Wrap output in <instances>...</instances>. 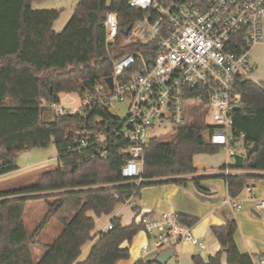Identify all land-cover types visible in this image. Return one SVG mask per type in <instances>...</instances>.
<instances>
[{
    "label": "trees",
    "instance_id": "1",
    "mask_svg": "<svg viewBox=\"0 0 264 264\" xmlns=\"http://www.w3.org/2000/svg\"><path fill=\"white\" fill-rule=\"evenodd\" d=\"M40 0H0V98H10V103H0V176L18 169L19 153L33 148L47 147L53 141L57 151V166L43 171L36 183L27 187L0 190V264H116L127 260L129 249L122 243L131 242L142 226L132 222L122 225L115 217L112 228L95 235L89 254L78 261L82 248L91 238L94 218L109 215L117 204L139 195L144 186L157 184V178L189 176L195 173L193 156L214 155L221 149L202 136L208 129L196 107L190 119L173 130L170 141L160 136L152 138L145 152L142 172L143 182L136 187L120 175L127 154L122 152L125 140L114 137L108 142L106 160L86 159L92 148L68 150L67 131L85 124L105 123L108 112L94 108L83 119L77 115L57 117L52 122L44 119L50 105L57 103L60 93H89L84 82L104 83L111 75L112 61L131 53L130 47H120V38L126 35L136 21L146 13L130 8L128 0H79L65 27L54 32L53 23L60 16L57 9H34ZM118 15V36L113 44H105V30L101 28L105 13ZM187 98L201 102L199 87L188 88ZM234 92L242 98L241 109L233 116L235 132L245 135L246 146L257 145L249 159L237 155L221 165L238 174L217 177L225 182L227 194L235 199L254 179L264 176V81L255 82L240 77L233 84ZM97 119L101 121L98 123ZM96 127V126H95ZM199 190V179H192ZM169 183L184 184V179ZM28 201H42L47 212L32 232L23 221ZM135 210V209H133ZM179 220L189 226L194 217L178 214ZM55 220L61 232L51 243L38 240L44 225ZM237 222L230 217L222 226H211L210 233L217 239L220 249L203 259L194 255V264H253L252 256L239 252L235 243ZM43 252L37 259L35 250ZM133 264H158L157 260L139 259Z\"/></svg>",
    "mask_w": 264,
    "mask_h": 264
},
{
    "label": "built area",
    "instance_id": "2",
    "mask_svg": "<svg viewBox=\"0 0 264 264\" xmlns=\"http://www.w3.org/2000/svg\"><path fill=\"white\" fill-rule=\"evenodd\" d=\"M127 4L146 15L120 38L119 46L130 47L132 52L112 61L111 87L106 79L97 81L88 94L71 98L65 93L69 101L63 103L59 97L50 105L56 118L77 115L86 119L95 107L110 115L103 124L68 130V150L92 148L86 159L106 160L108 142L114 137L124 139L122 152L127 158L120 175L138 187L143 182L140 174L149 141L159 136H149V131L158 128L172 133L190 119L196 107L208 126L205 141L220 147L230 160L244 155L249 148L245 135L233 128L242 98L234 92L233 84L237 77L253 80L250 54L263 39L264 0H128ZM105 14L101 28L105 44L110 45L119 33L118 15L112 11ZM195 87L200 88L201 102L186 99L188 88ZM10 102V98H0L4 105ZM118 105L124 107L122 117L111 111ZM206 118L211 119L210 124ZM218 173L228 176L241 171L225 167ZM243 189L255 199L251 186ZM134 199L127 198L123 204L135 209L136 223L158 253L180 242L204 248L193 235L192 225L181 222L178 214H143ZM224 202L233 210L240 208L236 198L228 196ZM258 205L264 207V201ZM111 228L109 223L102 233ZM148 248L145 244L142 251ZM253 264H264V257L253 258Z\"/></svg>",
    "mask_w": 264,
    "mask_h": 264
},
{
    "label": "crops",
    "instance_id": "3",
    "mask_svg": "<svg viewBox=\"0 0 264 264\" xmlns=\"http://www.w3.org/2000/svg\"><path fill=\"white\" fill-rule=\"evenodd\" d=\"M197 156H193V165L196 168L195 173L189 174V176L157 178L151 182L160 183L144 186L139 191V195L134 199L135 206L143 214L149 211H162L188 217L191 216L196 219L195 224L192 225V232L204 244V248L200 249L186 242L175 243V245L163 249L175 250L174 257L167 264H194L192 261L194 255H200L203 259H206L209 255L216 253L220 249V246L217 239L210 233V227L222 226L225 220L230 217L237 222L238 228L234 238L239 252L252 256L264 253V207H259L258 205L259 201H264V178L254 179L247 183V186H251L254 189L255 199H251L244 189L236 198L240 208L233 210L224 202L228 197L225 182L223 179L217 177L221 165L230 162V159L224 154L225 157L218 163H215L214 160L200 163ZM214 163L215 167H212L211 170L206 169L208 164ZM258 173L264 176V172ZM211 178L219 180L223 188L222 193L217 190L219 186L216 187L213 185L214 182L210 181ZM173 179H184L186 182L184 184H172L168 182L173 181ZM192 179H199V187L206 192L199 190ZM117 214H115V217ZM88 215L92 218L95 216L94 213H89ZM132 222H135L134 218H132ZM132 222L125 220L121 224L126 226ZM93 232L91 233V238L98 234V232ZM95 239L94 237L88 241L82 248L78 261L85 260L91 247L94 245L93 241ZM145 244L149 245V241H147L145 234L140 231L132 238L131 242L126 241L122 243V249H129V258L118 261L116 264H133L139 259H157L159 253L154 250L152 245H149L147 251H142V247ZM42 254L41 250H35L37 259H40ZM222 262L225 264L226 255H224Z\"/></svg>",
    "mask_w": 264,
    "mask_h": 264
},
{
    "label": "rangeland",
    "instance_id": "4",
    "mask_svg": "<svg viewBox=\"0 0 264 264\" xmlns=\"http://www.w3.org/2000/svg\"><path fill=\"white\" fill-rule=\"evenodd\" d=\"M78 1L79 0H40L33 4V8L36 10L38 9L59 10L60 16L55 20L52 26L54 32L55 31L59 32L65 27V25L70 20L72 16L71 14L73 8L78 3ZM110 1L111 0H107L108 3ZM257 49L258 51H256ZM250 55H251L250 59L252 60L254 67L252 79L255 82L264 81V29H263V39L261 43L253 47ZM68 95L71 96V98L78 97L74 92L69 93ZM58 96L61 98V101L63 103L69 101V99L65 97V93H60ZM111 111L115 114L119 113L121 117L125 115L123 105L122 106L118 105L116 107H113ZM197 114L201 115V113H199L198 110H197ZM55 118H56V114L52 109L48 110L44 114V119L48 122L54 121ZM201 119L203 118L201 117ZM205 122L210 124L211 119L206 118ZM148 135L149 136L159 135L161 139L165 142L170 141L173 137V133L166 134L162 129H158V128L149 131ZM206 135L207 132L204 131L202 136L205 138ZM224 157L225 156L223 150H220L217 154L211 156L210 155L206 156V154L198 155L197 159H199L200 163H205V161L211 162V160H214L215 163H218ZM16 163L18 166V169L16 171L10 172V174L0 177V190H9L11 188L27 187V185H32L36 183L38 180L37 179L38 176L41 173H43V171L48 169H53L57 166L58 162H57L56 147L53 145V141H51L47 145V147L33 148L26 150L24 152L19 153L16 159ZM215 163L210 165L208 164L206 169L211 170L212 167H215ZM204 181L205 180H203V182ZM210 181L214 182L213 185H215L216 187L219 186L217 190H219L220 193H222L223 188L219 180L217 178H211ZM113 209L114 210L109 215H101L100 217L94 216L95 228L93 233L98 232L99 234L101 232H104L109 222L115 217L116 213H118L116 217L120 218L121 222L125 220L128 222H132V218H134L135 222L137 221L135 212H133L127 204H122V203L117 204ZM46 212H47V207L44 202L42 201L27 202L24 209L23 221L25 227L29 232H32L35 229V227L39 225V223L43 220ZM60 232H61V227H59V225L55 220H51L44 225V229L40 233L38 240L43 244L51 243L57 238ZM149 245L152 244L149 242Z\"/></svg>",
    "mask_w": 264,
    "mask_h": 264
},
{
    "label": "water",
    "instance_id": "5",
    "mask_svg": "<svg viewBox=\"0 0 264 264\" xmlns=\"http://www.w3.org/2000/svg\"><path fill=\"white\" fill-rule=\"evenodd\" d=\"M106 82L108 83V85L111 87L112 85V79L110 77L106 78ZM84 86L85 88L89 91L92 89L91 86V82L90 81H86L84 82ZM257 150V145L253 144L252 147L248 148L244 154V156H246L247 159H249L251 157V155ZM175 254V250L174 249H167V250H163L161 253H159V255L157 256L158 258L157 263L158 264H167V262L172 259L174 257Z\"/></svg>",
    "mask_w": 264,
    "mask_h": 264
}]
</instances>
